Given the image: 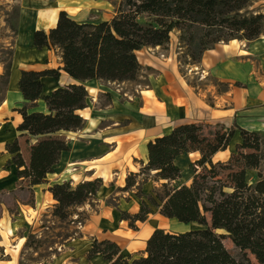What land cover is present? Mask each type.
Here are the masks:
<instances>
[{"label":"trees","instance_id":"16d2710c","mask_svg":"<svg viewBox=\"0 0 264 264\" xmlns=\"http://www.w3.org/2000/svg\"><path fill=\"white\" fill-rule=\"evenodd\" d=\"M253 1L124 0L114 3V15L100 22H77L61 10L55 27L35 31L33 44L38 49H58L62 70L73 82L43 95L42 78L59 80L60 69L22 70L19 87L24 99L31 106L43 100L47 112L29 113L27 105L17 109L22 117L17 130L37 140L30 146L28 165L17 141L7 145L11 153H16L12 162L18 168V177L28 180L31 187L46 182L62 154L70 150L64 133L85 126L80 111L87 107L86 81L136 80L142 70L136 52L144 47L165 46L174 30L183 34L193 26L204 30L210 40L202 41L198 61L206 50L221 41L256 39L264 34V12L251 9ZM142 16L152 19L143 23ZM14 33L17 36V28ZM9 54L10 60H4V72L0 75L3 86L0 90L2 87L5 91L14 53L11 50ZM235 130L236 125L226 129L217 124L212 129L203 123L179 124L169 134L148 142L147 164L139 173H131L126 185L119 188V191L136 188L137 196L142 198L135 214L121 211L122 220H130L131 227L152 213L144 200L147 197L163 218L186 225L197 223L199 228L185 231L156 228L139 257L124 255L114 241L94 238L88 259L100 255L108 264H264V175L259 171L262 152L259 149L245 152L242 149L248 146L238 144L226 161H212L216 153L228 149ZM189 152L200 154L192 164L194 175L187 183L174 187L173 182L182 177L175 160ZM252 170L257 174L250 181L248 172ZM138 176H142L139 184ZM149 181L158 185L153 194L146 196L141 187ZM102 185V179L95 178L75 186L64 182L49 187L56 201L53 216L60 221L68 220L72 215L70 209L95 198ZM38 237V233L30 230L23 248L39 243ZM225 239L238 247L237 254L225 246Z\"/></svg>","mask_w":264,"mask_h":264},{"label":"crops","instance_id":"0c3cea01","mask_svg":"<svg viewBox=\"0 0 264 264\" xmlns=\"http://www.w3.org/2000/svg\"><path fill=\"white\" fill-rule=\"evenodd\" d=\"M90 1L100 5H93L87 11L81 10L80 6L79 12L72 8L73 15L68 11L71 5L67 4L52 9L32 5L22 8L12 70L0 104V195L18 192V195L24 196L28 191L33 195H29V199L17 195L13 201L0 205V264H24L20 257L30 230L35 229L34 232L38 233L36 224L44 211L54 208L56 204L48 191L55 184L70 182L74 186L101 178L103 185L99 191L102 194L99 196L97 193L96 197L100 200L110 194L118 195L127 177L147 164L148 142L169 134L179 124H220L226 129L236 125L235 135L226 150L228 153L223 157L219 155L222 151L216 153L212 159L216 162L229 158L233 153V140L237 136L240 135L242 143H245L248 135L264 133V34L253 40L235 39L218 43L204 52L198 66L188 70L182 69L177 55H164V58L142 55L138 56L142 70L137 80L127 81L125 85L123 82L124 86L119 85V89L87 87L92 92L94 102L88 97L87 107L80 111L86 126L79 131L68 132L70 150L62 154L53 172L47 175L46 182L29 186L28 180L26 182L18 177V168L12 162L16 153H11L7 145L17 141L22 158L28 165L30 146L37 140L17 130L22 121L17 109L27 105L28 112L32 113L47 112V107L43 100L31 106L24 99L19 87L21 72L24 69H60L59 80L42 78L43 95L73 82L62 70L61 52L47 47L36 48L33 37L36 30L48 31L55 27L61 10H65L77 22H100L112 17L93 16L97 10L109 11L114 8L110 2ZM260 9L264 12V0ZM3 72L4 67L0 63V75ZM209 79L210 86L205 83ZM99 81L103 80H88L85 85ZM213 81L226 87L218 92ZM240 139L234 145L241 143ZM199 156L198 152L182 154L175 163L184 174V169H191ZM180 180L182 177L174 182L179 183ZM151 183L149 181L144 185ZM102 220L100 218L99 224L84 237L70 238L64 245L69 249L47 264H108L100 255L91 259L87 257L92 247L90 238L102 233ZM97 238L101 239L99 236ZM114 241L122 247L118 237ZM122 251H125L124 247Z\"/></svg>","mask_w":264,"mask_h":264},{"label":"rangeland","instance_id":"374dc122","mask_svg":"<svg viewBox=\"0 0 264 264\" xmlns=\"http://www.w3.org/2000/svg\"><path fill=\"white\" fill-rule=\"evenodd\" d=\"M101 1L102 2L108 1L115 8L114 3H119L124 0H101ZM261 1L262 0L253 1V5L251 6V9L261 10L260 9ZM64 4H67V6L71 5L68 9V11L71 12L70 13L71 15H73L72 13L73 10H76V12H79L78 9L81 8V10L83 9V11H87L88 8L93 5H95L96 7L100 5V4H93V2H91L90 0L88 1L47 0V2L45 3H42V1L40 0H37V2H35V0H16V1L15 0H0V63L3 64V67L5 66L4 60H6L7 62L10 60L9 52L12 50L14 53L15 41L17 37L16 34L14 33V30L16 28L19 30V20H20V17L22 14V8L24 7V5L25 6L32 5V6H37L39 8L43 6L45 8L52 9L54 7H63ZM15 6H16V9L14 8ZM72 8L74 9L72 10ZM114 8L109 9V11L107 10L102 11V9H100L99 11L97 10V12H93V16L94 17L95 16H101V17L113 16L114 14L112 13V10L114 12ZM102 13H106V14H102ZM151 19L152 18L148 16H142L140 18L141 22L143 23ZM209 40L210 38L204 35V30H202L199 27L193 26L191 29L184 32V34L181 33V31L179 30H174L171 34L170 42L166 44L165 46L144 47L141 50L137 51L136 54L137 56H140V57H142V55H158L161 58H164L165 57L164 55H177V58L179 62L181 63V66L183 67L182 69L188 70V69H193L195 66H198L199 63H201V60L198 61L196 58L198 56V53L201 50L202 41H209ZM222 42L223 41L219 43H222ZM223 43H226V42H223ZM125 82L126 84H128L127 81H124V85H125ZM205 83L208 86H210L211 84L210 79L209 81H205ZM119 85L124 86L123 82L118 83V81H114V82L99 81V82H88L86 87L101 88L103 86H108L109 88L119 89L118 88ZM213 85H215L218 92H221L226 87V85H224L223 83H214V81H213ZM0 86H2L1 78H0ZM2 87L0 90V104L6 92L5 90H2ZM88 92L90 95L92 94L91 91H88ZM90 95H88V97L91 98L90 100L93 101V97L92 95L91 96ZM102 98H104L103 95H102ZM85 126H86V120H85ZM211 126H212V129L216 128V125H211ZM72 132H76V131H72ZM67 135H68V132H65L64 136L66 137V139H67ZM240 138L241 136L239 135L233 140V143H232L233 146H231V150L233 151V153L236 151V146L243 142V140H241ZM239 139L241 143L238 142L237 145H234L236 141ZM246 139L247 140L245 141V143H242V145H247L248 147L242 150L245 152H253L255 149H259L262 152L263 160L259 168V171L262 172V174L264 175V133H253L251 135H248ZM222 152L223 153L219 154L221 155V157L225 156L226 153H228L226 151H222ZM215 162L216 161L213 160V163ZM141 169L137 173H139ZM188 172L190 174H186L184 171V174H182V180H180L179 183H183V182L186 183L193 177L194 175L193 167L191 169H188ZM256 174H257V171L255 170L249 171L248 179L250 181L255 180ZM151 175H154V173H152ZM141 179H142V176L137 177L138 184ZM179 183L173 182V186L177 187ZM144 184L142 185L141 188L146 196L153 194L154 187L158 185V183H155L154 181H152V183L147 186H145ZM125 185L126 184H124L123 187ZM28 192L29 193H25L24 196L22 194L18 195V192L11 193V194L4 193L0 195V205H2L3 203L7 204V201H13V199L17 198V195L18 197H21V198L24 197L25 199H29V195H31L30 197H32L33 192H30V191ZM144 200L150 205L152 209V213L148 216V218L145 221L137 222L134 227H131L129 225L130 220H122L121 211H126L130 215L138 212V209L142 203V198L137 196L136 188H133L129 191H120L118 195L110 194V195L103 197L100 200L97 197H95L91 199L90 201H88L87 203H85L84 205L71 208L70 212H72V215L66 221H60L58 218L54 217L52 214L54 208L52 209L48 208L46 211H44L43 213L44 215L43 217L40 218V222L36 224V229H39V232H38L39 233L38 234L39 243L34 245L32 248H27V249L23 248L21 252L22 255L20 257V261H22L24 264H47L48 262L53 260L56 256L61 254V252L69 249L68 247L67 248L64 247V245H66V243L69 240H71L72 238L78 239V238L84 237L85 235L92 232L93 229L97 226V224H99L100 218H103L101 230H100L102 231V233L100 235L96 234L95 236L97 237L99 236L101 237V239L97 237H93V238H97L99 240L114 241V239L118 237V242L121 243V246L125 248V251H122V253L126 256L130 255V253L136 254L138 255L137 257H139L141 255V252L144 251L147 239L152 234V231L156 228H164L166 230H174V231H185V230L195 229V228L200 227L197 223H191V224L186 225V224L179 223L175 219L163 218L159 214V209L151 205L147 197H144ZM0 209H1V206H0ZM112 210H113V213H112ZM116 210L118 211V214ZM48 211H49V214L47 215ZM73 220L75 222H73ZM85 226H87L86 229H84ZM98 232L99 231H97V233ZM219 232L222 233L223 231H219ZM93 238H90V239H92L93 241ZM224 243H225V246L232 253L237 254L238 247L234 245L230 239H225ZM118 245L120 246V244ZM122 247H120L121 250H122Z\"/></svg>","mask_w":264,"mask_h":264},{"label":"bare ground","instance_id":"6f19581e","mask_svg":"<svg viewBox=\"0 0 264 264\" xmlns=\"http://www.w3.org/2000/svg\"><path fill=\"white\" fill-rule=\"evenodd\" d=\"M40 1H42V3L47 2V0H40ZM25 2H26V1H25ZM35 2H37V0H35ZM146 152H148L147 149H146ZM184 171H185L186 174H190V173L188 172V169H187V168H185ZM101 194H102V192H101V191H98V195L100 196Z\"/></svg>","mask_w":264,"mask_h":264}]
</instances>
